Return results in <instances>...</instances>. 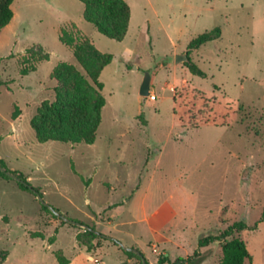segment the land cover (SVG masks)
<instances>
[{
    "label": "rangeland",
    "instance_id": "obj_1",
    "mask_svg": "<svg viewBox=\"0 0 264 264\" xmlns=\"http://www.w3.org/2000/svg\"><path fill=\"white\" fill-rule=\"evenodd\" d=\"M127 1L122 41L87 21L81 0L13 2L0 30V157L40 193L0 175V264H60L58 251L68 264H143L125 247L148 264L196 251L200 264H220L221 242L200 246V237L238 220L248 224L237 234L252 254L247 264H264V0ZM215 27L219 38L188 48ZM61 35L113 55L100 75L106 104L94 143L40 142L31 125L57 92L74 97L78 80L96 95ZM185 53L204 76L177 62ZM61 62L79 76L54 75ZM88 226L120 243L96 238L89 250L77 239Z\"/></svg>",
    "mask_w": 264,
    "mask_h": 264
},
{
    "label": "trees",
    "instance_id": "obj_2",
    "mask_svg": "<svg viewBox=\"0 0 264 264\" xmlns=\"http://www.w3.org/2000/svg\"><path fill=\"white\" fill-rule=\"evenodd\" d=\"M81 1L85 4V19L91 22L102 34L119 41L125 39L129 30L132 14L131 6L127 0ZM13 2L14 0H0V30L7 26L13 19ZM221 33L222 30L220 27L207 30L193 38L188 48L190 50L200 48L207 42L219 38ZM60 40L64 44L73 47L74 55L83 65L93 82V87L96 88V95L93 96L94 98L89 97V94L84 92L83 82L78 80L75 83L76 95L74 97L65 95L60 91L57 92L55 100L42 102L36 115L31 120V125L35 129L37 139L40 142L55 140L70 143H94L97 137V130L102 120V110L106 104V97L101 93L104 84L100 80V75L103 68L112 61L113 55L110 53H101L98 49V51L96 50L93 53L89 46L90 39L88 37L84 41H81L79 45H72L65 41L63 35L60 36ZM84 47L91 54L89 60L83 55L82 48ZM186 64L193 73L203 76L206 74L190 58ZM35 69L36 67L34 66L32 70ZM27 73L23 71L22 74ZM53 73L60 78L79 76V71L76 66L67 62H61L56 66ZM4 84L6 82L0 80V86ZM0 175L6 179H15L22 189L30 190L35 194L40 193L37 187L30 184L24 172L10 169L2 157H0ZM43 210L52 212L58 216L53 210L57 212L59 210L51 207L49 204L43 203ZM59 215L62 219H66L64 222L69 221L81 224L75 219L63 216L64 214L60 213ZM262 219H264V211ZM247 228L248 224L245 220H238L219 233H210L201 236L199 244L200 246H206L214 241H220L222 245V260L220 264H247V262L252 260V254L249 251L247 242L241 236L237 235ZM96 238H105L114 243H120L113 236L102 233L92 226H88V229L77 235V239L85 244L89 250L93 249L90 241ZM135 249L137 251L126 249V252L138 256L143 261L145 257L143 252L138 248ZM56 256L60 264H68L70 262L60 251L56 253ZM204 259L205 255L202 252L196 251L187 258H178L172 264H200ZM168 262H170L169 255L163 254L159 258V264H167Z\"/></svg>",
    "mask_w": 264,
    "mask_h": 264
},
{
    "label": "water",
    "instance_id": "obj_3",
    "mask_svg": "<svg viewBox=\"0 0 264 264\" xmlns=\"http://www.w3.org/2000/svg\"><path fill=\"white\" fill-rule=\"evenodd\" d=\"M188 59H189V56L187 53L181 54L178 56L177 62L187 61ZM150 83H151V76L147 74L141 86V90H140L141 95L147 96L150 94ZM39 198L42 200V197L40 195H39ZM125 248L133 249L137 251V249L135 248H130V247H125ZM143 264H147V259L145 257L143 258Z\"/></svg>",
    "mask_w": 264,
    "mask_h": 264
},
{
    "label": "built area",
    "instance_id": "obj_4",
    "mask_svg": "<svg viewBox=\"0 0 264 264\" xmlns=\"http://www.w3.org/2000/svg\"><path fill=\"white\" fill-rule=\"evenodd\" d=\"M150 98L155 99V95L151 94Z\"/></svg>",
    "mask_w": 264,
    "mask_h": 264
}]
</instances>
